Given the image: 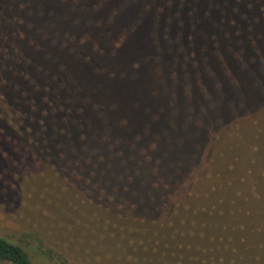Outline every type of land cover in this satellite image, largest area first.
I'll list each match as a JSON object with an SVG mask.
<instances>
[{
    "label": "trees",
    "instance_id": "trees-1",
    "mask_svg": "<svg viewBox=\"0 0 264 264\" xmlns=\"http://www.w3.org/2000/svg\"><path fill=\"white\" fill-rule=\"evenodd\" d=\"M139 1L154 7L157 20L162 14L163 34H169V21H173V16L185 10V25L180 22L174 35L165 39L168 51L160 47L158 39L154 38V41L161 54L157 66L161 69L165 53L171 52L172 73L181 68L188 80L184 132L189 140L199 142L201 131L190 128L193 121L191 98L197 93L191 84L199 85L200 91L208 97L204 98L203 102H206L199 110L201 119L204 113L212 110L219 127L227 116L235 118L245 111L243 104L250 93L249 88H243L250 85L245 82L246 77L251 84L253 79L257 88L264 92V75L258 76L251 66L258 61L264 74V48L253 41L254 34L264 28V0H178L180 11L175 13L172 0ZM61 4L63 12L57 9ZM74 4L79 5L76 11L72 9ZM90 8L92 6L79 0H0V168L5 169L3 161L25 164L31 160L37 161L41 168H52L57 174L70 177L78 190L95 198L96 204H109L106 210L114 213L110 216H118L115 221L109 216L105 222L110 229H130V224L137 226L133 229H179L185 220H157L164 208L162 202L177 192L180 195L189 193L201 205L208 204L210 194L215 190L208 184L217 180L216 184L220 186L224 180L218 173L215 177H211L214 175L211 172L197 175L199 168L175 165V153L127 142L125 138L134 137L138 131L122 133L120 125L118 129L111 127L114 119L108 110L114 109L115 104L92 101L80 95L82 85L76 79L79 74L75 63L87 56L81 50L75 51L77 47L71 44L65 23L80 18L96 22L84 15ZM167 9L168 15L161 13ZM60 18L68 20L60 24ZM182 26L185 32L180 38ZM209 86H213L211 89L220 98H232L234 105L230 111L222 107L220 98L211 99L214 97ZM171 98L174 102L177 93ZM237 102L241 107L236 105ZM200 123L203 125L202 121ZM167 131L168 140L175 141L171 136L177 135V131L169 128L162 133ZM256 139L259 140L258 135ZM124 146L130 149L127 151ZM195 147L183 157H190L196 163L195 152L199 153L200 148ZM205 148L208 158L204 161L214 163L212 148ZM252 148L257 153L252 160L257 162L258 158H264V150L258 148L259 151L257 146ZM164 158L166 164L162 168L157 166ZM28 173L29 177L36 175L29 168ZM187 181L204 186L193 191L180 188ZM181 208L184 211L185 207ZM218 230L224 233L231 230L235 234L244 230L247 235L217 237L210 235L208 229L200 233L199 229H192L191 235L211 241L208 247L201 248L205 255L203 264H264V256L256 253L264 249V242L249 240L259 235L260 229ZM160 238L165 236L160 235ZM185 247L189 245L185 244ZM171 251L176 250L171 247ZM220 252L227 255L222 256ZM175 256L171 253V258H177ZM0 262L66 264V259L52 249L44 248L40 239L35 243L26 235L16 238L0 233Z\"/></svg>",
    "mask_w": 264,
    "mask_h": 264
},
{
    "label": "rangeland",
    "instance_id": "rangeland-1",
    "mask_svg": "<svg viewBox=\"0 0 264 264\" xmlns=\"http://www.w3.org/2000/svg\"><path fill=\"white\" fill-rule=\"evenodd\" d=\"M79 2L92 6L84 15L96 19V22L85 18L71 19L65 23L71 44L77 47L75 51L81 50L87 56L75 63L79 74L76 79L82 85L80 95L92 101L115 104L114 109L108 110L115 121L111 119V127L118 129L120 125L122 133L138 131L134 137L125 138L127 142L134 141L139 147L175 153V165L199 168L197 175L211 172L214 174L211 177H215L218 173L224 181L220 186L216 184L217 180L208 184L215 189L208 204L201 205L189 193L180 195L177 192L162 202L164 208L157 220H185L179 229H133L137 227L134 224L129 225L130 229H110L105 223L110 214H114L106 210L109 204H96L95 198L84 190H78L70 177L57 174L52 168H41L37 161L27 160L25 164L3 161L6 166L5 169L0 168V233L16 238L26 235L35 243L40 239L44 248L61 255L66 264H203L205 255L201 248L208 247L211 241L191 235L192 229H199V233L208 229L210 235L217 237L233 234L235 238L246 232L235 234L226 230L224 233L217 229H260L261 233L249 240L264 242V158H258L257 162L252 160L257 154L253 152V146L264 150V92L257 88L253 79L251 84L246 77L245 82L250 85L243 88H249L250 93L248 101L243 104L245 111L235 118L227 116L219 127L212 110L204 113L201 119L199 110L206 102H203L204 98L208 97L200 91L199 85L191 84L197 93L191 98L193 121L190 128L201 130L199 142L196 140L194 143L195 139L189 140L184 132L188 113L185 97L188 80L181 68L172 73L171 52L165 53L161 69L157 66L161 54L154 41V38L158 39L160 47L168 51L165 39L174 35L180 22L185 25V10H179L178 0L171 1L174 13L180 12L173 16V21H169V34H163L161 28V13L168 15V9L161 12L157 20L154 7L145 6L139 0ZM78 6L74 4L72 9L76 11ZM57 9L64 11L62 4ZM66 20L58 19L60 24ZM157 32L159 34H155ZM184 32L185 27L182 26L180 38ZM254 35L253 41L264 48V28ZM260 65L258 61L251 64L258 76L264 75ZM189 82L194 83L193 80ZM212 87H208L210 93ZM175 93L177 98L173 102L171 97ZM211 96L214 97L212 100L220 98L214 91ZM219 102L228 111L234 105L230 96L221 97ZM236 105L241 107L240 102ZM169 128L178 133L171 136L175 141L168 140L170 130L162 133ZM195 146L200 148L199 153L195 152L196 163L190 157H183ZM205 146L212 148L211 157L215 158L212 164L204 161L208 158ZM124 148L130 149L129 146ZM166 162V158L159 160L157 166L162 168ZM28 168L36 175L29 177ZM164 169L169 170L170 167ZM189 182L180 188L193 191L204 186ZM181 207H185L184 211L180 210ZM110 217L115 221L118 216ZM160 235L165 238L161 239ZM171 247L176 251H171ZM263 250L256 253L264 256ZM171 253H175L177 258H171ZM36 261H39L38 257Z\"/></svg>",
    "mask_w": 264,
    "mask_h": 264
}]
</instances>
